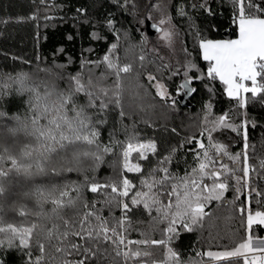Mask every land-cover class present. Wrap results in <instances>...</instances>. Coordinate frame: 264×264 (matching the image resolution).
<instances>
[{
  "label": "snow or ice",
  "instance_id": "snow-or-ice-1",
  "mask_svg": "<svg viewBox=\"0 0 264 264\" xmlns=\"http://www.w3.org/2000/svg\"><path fill=\"white\" fill-rule=\"evenodd\" d=\"M113 3L121 11H129L131 6V14H135V0ZM213 3L215 0H200L191 7L215 16ZM227 3L235 38H207L197 28V47L207 68L202 71L185 48L189 59L176 95H181L182 90L183 94L194 93L196 89L191 84L195 79L206 81L203 86L211 96L218 83L235 107L245 110L257 97L264 102V0ZM154 7L162 15L151 26L171 48L179 35L172 16L159 4ZM178 14L188 15L183 6ZM147 18L150 20L151 15ZM9 22L0 18V24ZM116 23L114 18L105 21L117 42L111 43L101 58L83 61L82 67L90 66L87 78L79 73L70 76L64 88L54 82L63 77L47 69L44 71L50 78L34 79L21 73L0 79V99L15 93L26 97L27 106L23 116L0 108V264H5L4 256L9 252L20 254L23 264H264V237L255 231L264 230V155L256 153L255 145L248 142L249 126L255 127L256 122L247 117L246 111L237 123L228 112L213 115L209 100L198 134L185 135L166 155L159 151L155 140L141 139L135 125L131 129L127 125L113 128L107 141L101 140L111 112L119 109L121 119L127 116L124 81L134 71L131 62L122 63L117 55L121 32ZM124 35L127 37V33ZM91 36L94 40L106 39L101 32L94 31ZM138 59L139 67L144 68L145 55ZM102 65L104 71L97 76L93 68ZM168 67L163 65L164 69ZM192 70L199 75L190 76ZM178 74L179 69L173 70L168 79ZM140 75L136 71L137 81ZM146 76L148 84L138 87L155 88L156 96L174 107L177 101L166 84L151 72ZM109 79L111 85L102 83ZM171 131L179 135L177 129ZM225 131L241 138L240 152L229 151L227 144L213 136ZM121 132L124 139H119ZM9 138L12 143H8ZM189 152L194 166L184 159ZM113 153L118 157L119 171L115 176L98 179L95 173L105 157ZM181 159L185 164L183 172L178 170ZM113 167L115 170L116 165ZM65 172L80 173L83 181L47 185L42 179ZM21 180L29 185L24 190L17 188ZM85 191L94 198L89 200ZM229 192L231 200L226 199ZM27 201H33L36 210L30 209ZM213 202L233 206L239 214L243 236L235 240L231 233L234 246L201 251L192 259H183L172 246L173 241L181 231L203 229L205 219L212 215ZM46 205L51 207L46 209ZM9 213L14 215L8 218ZM140 215L147 217L150 232L134 226L144 222L133 219ZM225 219L231 222L233 217ZM134 231L139 232L140 239L131 238ZM155 231H160V239L152 238ZM151 247L162 249L163 256L153 258L152 251L147 250Z\"/></svg>",
  "mask_w": 264,
  "mask_h": 264
},
{
  "label": "trees",
  "instance_id": "trees-1",
  "mask_svg": "<svg viewBox=\"0 0 264 264\" xmlns=\"http://www.w3.org/2000/svg\"><path fill=\"white\" fill-rule=\"evenodd\" d=\"M199 2L200 0H135V14H131V6H129V11H121L113 3V0H46L43 3L41 0H0V18L10 21L7 24H0V79L18 76L21 73H27L34 79H45L50 78V72L63 77L54 80V82L60 88H64L66 80L70 76L79 73L87 78L90 66L82 67L83 61L101 58L110 48V44L117 42L114 34L108 31L105 24L106 19L114 18L117 22L116 27L121 32L117 55L122 63L131 62L134 71L127 75L124 81L123 106L127 116L121 119L118 115L119 109L111 112L107 117L108 124L102 130V141H107L108 133L113 128L120 129L123 125H127L131 129V126L135 125V130L139 132L141 139L155 140L159 151L166 155L168 149L178 145L185 135L198 134L206 111L205 105L211 100L213 115L228 112L229 116L237 123L243 119L241 113L246 111L247 117L256 122L255 127L249 126L248 142L250 145H255L256 153L264 155V102H261L260 97L252 100L247 109L242 110L235 107V102L223 94L222 86L218 83L216 84L217 91L210 96L203 86L206 81L194 79L191 87L196 91L190 94L192 104L183 105L177 98V86L185 79L183 76L184 65L189 59L184 49L187 48V52L191 54L190 58L202 71H206L207 68V62L202 60L197 47L196 29L200 30L202 36L211 39L235 37L234 27L228 28L231 13L227 0H215L213 3V8L217 12L215 16H208L202 10L191 7L193 3ZM155 4H159L161 9L166 10L167 14L172 16V22L179 33L182 49L180 57L175 61L167 60L149 45L151 38L147 23L148 21L156 23V20L160 19L162 15V12L154 7ZM180 6L185 8L187 16L178 14ZM78 9L86 11L81 13ZM149 14L151 15L150 20L147 18ZM31 16H35L36 19H29ZM46 16L52 17V19H45ZM18 20L20 22H16ZM145 28L147 32L144 31ZM226 30L228 34L225 35L224 31ZM94 31L101 32L106 36V39L94 40L91 36ZM124 33H127V37ZM60 49H63V52H60ZM88 49L93 51L89 52ZM141 54L146 57L144 68L139 67L138 57ZM164 64L169 67L164 69ZM45 69L49 72H45ZM176 69H179V74L172 76L169 80L168 77ZM103 71V65L98 69L93 68V72L97 76ZM136 71L141 73L138 81L135 78ZM148 72L153 73L157 79H161L166 84L177 101L174 107L156 96L155 88L149 87L145 90V88L138 87V84H148L146 76ZM189 75L196 77L199 73L192 70ZM102 83L111 85L112 79ZM79 99L81 102L84 101L83 96ZM0 108L9 114L23 116L27 113L26 97L13 93L0 99ZM233 109L234 111H230ZM173 128L177 129L179 135L171 131ZM213 136L227 144L229 151L233 153L242 150L241 138L231 131L216 132L213 133ZM119 139H124V133H119ZM8 143H12L11 138ZM251 151L250 148V153ZM178 156H184V154L179 153ZM184 159L187 160L188 165L194 166L192 153H187ZM184 159H181L179 164L178 170L181 172L185 168ZM149 160L154 162V158L151 156ZM144 163L147 164V162ZM113 165H116L115 170ZM118 165L116 153L107 155L95 175L100 180L115 176L119 171ZM89 175L93 174L89 173ZM129 175L132 176V174ZM42 179L47 185H61L82 182L83 176L76 172H65ZM28 186L27 182L21 180L17 188L24 190ZM85 195L89 200L94 198V194L87 191H85ZM226 199H232L231 192L227 194ZM27 204L30 209L36 210L33 201H27ZM50 207V205L45 206L46 209ZM211 211L212 215L205 219L203 229L190 233L181 231L179 237L173 241L172 246L183 259H192L197 252L219 251L223 250L225 245L234 246L233 238H230L231 233L235 234V240H239L243 236L239 214L232 205L213 202ZM13 215V213H9L8 218ZM116 215H120V213L117 212ZM228 216L233 217L231 222L225 219ZM133 219L144 221L134 225L135 227L143 231H151L146 216H134ZM255 231L259 236L264 235V230L256 228ZM151 235L154 239L161 238L160 231H155ZM131 238L140 239L141 237L138 231H134L131 233ZM147 250L152 251L153 258L163 256L162 249L151 247ZM4 259L5 264H23V257L16 252H9L4 256ZM211 264H222V262Z\"/></svg>",
  "mask_w": 264,
  "mask_h": 264
},
{
  "label": "rangeland",
  "instance_id": "rangeland-1",
  "mask_svg": "<svg viewBox=\"0 0 264 264\" xmlns=\"http://www.w3.org/2000/svg\"><path fill=\"white\" fill-rule=\"evenodd\" d=\"M159 21L156 20V23ZM148 33L151 38L149 41V45L151 48L156 50L158 53H160L162 56H164L169 61H175L180 57V52L182 49L180 38L177 35L174 38L173 45L171 48L167 47L165 42L161 39V33L155 29L154 27H150V22L148 21ZM145 32H147V29H144ZM224 39H229L233 37H223Z\"/></svg>",
  "mask_w": 264,
  "mask_h": 264
},
{
  "label": "water",
  "instance_id": "water-1",
  "mask_svg": "<svg viewBox=\"0 0 264 264\" xmlns=\"http://www.w3.org/2000/svg\"><path fill=\"white\" fill-rule=\"evenodd\" d=\"M149 22H150V24H149L150 27H152L151 25L154 24V22H151V21H149ZM155 29H156V28H155ZM224 34H225V35L228 34V31H227V30L224 31ZM184 91H185V90H182V94L179 95V96H177V98L179 99V101L181 102V104H183V105H191L192 102H191V100H190V94H183Z\"/></svg>",
  "mask_w": 264,
  "mask_h": 264
},
{
  "label": "built area",
  "instance_id": "built-area-1",
  "mask_svg": "<svg viewBox=\"0 0 264 264\" xmlns=\"http://www.w3.org/2000/svg\"><path fill=\"white\" fill-rule=\"evenodd\" d=\"M231 18H230V23H229V26H228V28L230 29L231 28ZM198 253V252H197ZM205 260H207V258H205ZM211 263H213V262H211Z\"/></svg>",
  "mask_w": 264,
  "mask_h": 264
},
{
  "label": "crops",
  "instance_id": "crops-1",
  "mask_svg": "<svg viewBox=\"0 0 264 264\" xmlns=\"http://www.w3.org/2000/svg\"><path fill=\"white\" fill-rule=\"evenodd\" d=\"M233 38H235V37H233ZM217 39H224V38L222 37V38H217ZM261 237H264V235H263V236H261Z\"/></svg>",
  "mask_w": 264,
  "mask_h": 264
}]
</instances>
